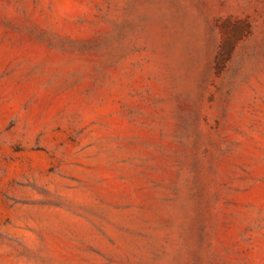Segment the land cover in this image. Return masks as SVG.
<instances>
[{"label": "rangeland", "instance_id": "1", "mask_svg": "<svg viewBox=\"0 0 264 264\" xmlns=\"http://www.w3.org/2000/svg\"><path fill=\"white\" fill-rule=\"evenodd\" d=\"M0 264H264V0H0Z\"/></svg>", "mask_w": 264, "mask_h": 264}]
</instances>
